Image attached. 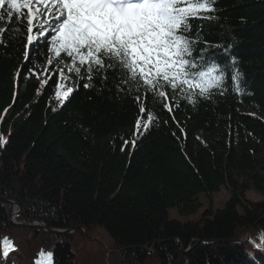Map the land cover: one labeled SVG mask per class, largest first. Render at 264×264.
<instances>
[{"label": "trees", "instance_id": "16d2710c", "mask_svg": "<svg viewBox=\"0 0 264 264\" xmlns=\"http://www.w3.org/2000/svg\"><path fill=\"white\" fill-rule=\"evenodd\" d=\"M212 7L215 19L193 21V34L203 25L206 44L196 55L206 46L214 52L206 56L224 68L221 87L207 98L167 88L168 100L153 102L149 93L143 106L155 119L147 130L137 129L138 119L148 120L135 99L143 101V90L118 92L113 73L85 89L87 80L77 82L68 71L71 61L52 52L49 35L28 45L27 10L23 19L0 22L8 29L0 37V135L7 139L0 147V197L21 205L18 220L60 229L87 225L92 233L99 226L111 237L110 248L123 249L113 264L155 258V264H264V245L255 246L264 231V200L244 196L250 188L264 192V158L252 147L264 148V0H215ZM36 23L46 24L47 14ZM235 70L238 81L232 80ZM58 83L64 85L60 92L74 88L63 104ZM224 186L230 196L201 215V206H210ZM170 209L184 218L170 217ZM14 210L0 199V264H37L42 257L46 264H84L98 255L88 252L89 243L81 253L78 230L60 234L14 225ZM250 228L241 243L199 240L241 239ZM5 238L12 247L7 255Z\"/></svg>", "mask_w": 264, "mask_h": 264}, {"label": "snow or ice", "instance_id": "6c2138e0", "mask_svg": "<svg viewBox=\"0 0 264 264\" xmlns=\"http://www.w3.org/2000/svg\"><path fill=\"white\" fill-rule=\"evenodd\" d=\"M214 3L215 0H0V22L5 17L9 21L23 19L27 10L28 45L38 43L47 31L52 52L57 59L66 57L71 61L66 62V67L75 73L77 82L87 80L85 89L94 87L96 77L106 81L108 73H113L119 80L118 92L143 90V101L140 96L135 99L142 104L140 112L148 114V120L138 119L137 129L147 130L155 119L143 106L149 93L153 102L168 100L167 88L185 93V98H207L213 94L211 89L221 87L224 68L206 56L209 46L196 55L197 47L206 42L203 25L193 34L192 24L215 19L209 15L215 12ZM45 14L47 23L37 25V19H44ZM18 30L13 29V33ZM7 31L0 27V37ZM60 75L63 80L69 79L63 72ZM240 76L235 70L232 80L238 81ZM56 87L61 104L74 92V88L60 92L64 87L61 83ZM164 107L171 111L168 103ZM6 143L7 139L0 135V147ZM259 239L261 244L255 245L258 248L264 245V231ZM4 245L7 255L12 250L11 242L5 238ZM40 255H44L43 251ZM51 257L52 253H47L49 262Z\"/></svg>", "mask_w": 264, "mask_h": 264}, {"label": "rangeland", "instance_id": "374dc122", "mask_svg": "<svg viewBox=\"0 0 264 264\" xmlns=\"http://www.w3.org/2000/svg\"><path fill=\"white\" fill-rule=\"evenodd\" d=\"M49 35L47 31H45V36ZM218 51V53H222V54H225L227 53V50L225 48H218L216 49ZM215 51V50H213ZM207 54L208 55H215L214 52L211 51V49H208L207 51ZM235 58V57H234ZM228 68L230 70H234L235 68H233V65H230L228 64ZM252 147H254L255 151H254V156L258 157V158H264V148L261 146V145H257L256 143H253L252 144ZM238 177H240L241 179H244L246 180L247 182L250 183V185L252 186L251 184V179L246 177L245 174H243V171H239L237 173ZM229 188H226L225 186L224 187H221L220 190L214 194H212V204L210 206H208V202L205 201L206 203L201 206L200 210H199V213L202 215V213L204 214L205 211H208L209 208L212 209V208H217L220 204L223 203V201H225L228 197H229ZM244 196L246 199H249V200H254V201H259V200H264V192H260V191H256L252 188L248 189L245 191L244 193ZM14 204V203H13ZM14 208L15 210L17 209V207L15 206L14 204ZM14 210V211H15ZM168 214L170 217H181V218H184L182 216H178L176 214V212L173 210V209H170L168 211ZM197 214V213H196ZM12 216H13V213H12ZM11 216V222L12 220L14 221V218H12ZM16 221H23V220H18L17 219V216H16ZM30 219V218H29ZM13 223V222H12ZM17 226V225H16ZM49 226V225H48ZM21 227H31V226H21ZM31 228H34L33 231L35 232H40V231H46V230H43V229H40V228H36V227H31ZM254 228H257V226H254ZM69 230L67 232H73L74 230H78V232L74 233L75 234V240H77L78 237L81 238V241H80V250L82 249V246L84 244H88L86 246V249H88V252H91L93 251L92 253H97L98 255H95L96 257L94 259H92L91 257L88 256L87 259H85V261L83 262L84 264H102V260L104 261L103 264H108L109 262L111 264L115 263L116 262V256L119 255L123 249L122 248H117L116 246L110 248L108 246V242L111 241L112 242V239L111 237L108 235V233L101 227H96V233L92 231H94L93 227L91 228L92 231H90V227H88L87 225H77L75 227H71V228H68ZM251 228L250 229H247L246 231V237L247 236H250V232H251ZM49 232V231H48ZM63 233H66V232H62L60 234H63ZM86 236L85 239H88V242L85 243L84 240L82 238H84ZM245 237V238H246ZM50 238V236H49ZM245 238H239V239H233V238H222V239H199L201 242H226V243H233V242H245V241H242V239H245ZM249 239V238H248ZM247 239V240H248ZM100 240V242H99ZM176 241H178L182 247L184 246V242L182 241L181 238L177 237L175 238ZM239 240V241H237ZM82 242V243H81ZM85 247V246H84ZM193 248V246H192ZM147 251V253H150L151 255L153 254L154 250H153V247L152 248H149V247H145V249ZM189 249H186L185 251H188ZM83 250H81V253H82ZM184 252V251H183ZM91 256L93 254L89 253ZM83 257V254H80V257L78 258H75L78 262L81 261V258ZM120 259V258H119ZM155 260H157L156 258L155 259H150L149 262H147L146 264H155ZM109 263V264H110ZM116 264H122L121 263V260L119 262H117Z\"/></svg>", "mask_w": 264, "mask_h": 264}, {"label": "water", "instance_id": "95a60500", "mask_svg": "<svg viewBox=\"0 0 264 264\" xmlns=\"http://www.w3.org/2000/svg\"><path fill=\"white\" fill-rule=\"evenodd\" d=\"M1 200L7 201V202H12L15 204V206L17 207V209L13 212V216L12 218H14V221L12 220L14 225L17 226H31V227H36V228H40L49 232H53V233H62V232H67L69 229H60V228H53V227H49L47 223H45L42 220H37V219H25L23 221H16V216H18L21 213V205L14 199L11 198H7V197H0ZM249 238V236H247L245 239H242V241H247V239ZM239 241V240H237ZM100 242V240H99Z\"/></svg>", "mask_w": 264, "mask_h": 264}, {"label": "bare ground", "instance_id": "6f19581e", "mask_svg": "<svg viewBox=\"0 0 264 264\" xmlns=\"http://www.w3.org/2000/svg\"><path fill=\"white\" fill-rule=\"evenodd\" d=\"M262 117V116H261ZM263 118V117H262ZM262 120H264V118L262 119Z\"/></svg>", "mask_w": 264, "mask_h": 264}]
</instances>
